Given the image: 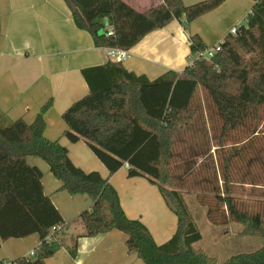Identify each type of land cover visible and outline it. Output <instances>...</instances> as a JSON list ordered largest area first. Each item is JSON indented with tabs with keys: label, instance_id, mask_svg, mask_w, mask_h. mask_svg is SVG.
<instances>
[{
	"label": "trees",
	"instance_id": "16d2710c",
	"mask_svg": "<svg viewBox=\"0 0 264 264\" xmlns=\"http://www.w3.org/2000/svg\"><path fill=\"white\" fill-rule=\"evenodd\" d=\"M65 1L75 24L92 35L96 46L129 50L170 21L187 26L225 0L191 5L163 0L145 12L123 0ZM253 1L245 23L218 45L211 59L197 58L181 72L149 80L112 60L83 68L89 92L62 114L64 135L71 142L84 140L109 176L127 163L130 177L145 176L159 187L178 217L176 232L163 244L140 220L128 218L109 177L83 170L59 139L45 135L51 99L32 123L7 121L0 113V247L4 240L32 234L40 240L34 256H19L14 264H47L63 246L75 256L78 237L112 230L126 233L128 250L144 264H264V245L225 261L195 248L202 234L183 194L198 192L212 224L236 222L245 234L264 238V0ZM101 28L105 34L99 36ZM189 43L192 54L208 49L196 33ZM200 89L208 96L205 106ZM213 138L217 145L211 150ZM29 156L47 162L62 182L60 189L93 200L77 217L84 231L71 245L59 233L66 221L44 191L43 172L28 162Z\"/></svg>",
	"mask_w": 264,
	"mask_h": 264
},
{
	"label": "crops",
	"instance_id": "0c3cea01",
	"mask_svg": "<svg viewBox=\"0 0 264 264\" xmlns=\"http://www.w3.org/2000/svg\"><path fill=\"white\" fill-rule=\"evenodd\" d=\"M140 12L148 11L163 0H123ZM201 0H182L191 5ZM253 0H225L216 9L194 19L187 26L178 20L146 34L128 50L123 66L155 80L167 71L181 72L189 64L190 34H199L208 48L220 45L233 29L243 24ZM105 47H98L92 35L79 28L65 0H0V114L7 121L23 118L32 123L50 99L51 108L44 114L45 135L59 139L69 156L83 170L99 171L116 189L121 206L130 219L140 220L157 244L168 241L176 232L178 217L170 208L159 187L145 176L128 175L123 165L109 176L108 168L84 141L71 142L64 132L63 112L89 92L82 69L110 61ZM113 61V60H112ZM116 62V61H115ZM56 119V120H55ZM28 162L42 172L44 191L61 212L66 225L59 227L68 245L84 231L78 215L93 205L87 194L71 195L60 189L62 182L49 165L37 156ZM127 235L120 230L77 239V253L61 247L46 259L47 264H144L128 250ZM38 234L2 241V264H14L19 256H30L39 245Z\"/></svg>",
	"mask_w": 264,
	"mask_h": 264
},
{
	"label": "rangeland",
	"instance_id": "374dc122",
	"mask_svg": "<svg viewBox=\"0 0 264 264\" xmlns=\"http://www.w3.org/2000/svg\"><path fill=\"white\" fill-rule=\"evenodd\" d=\"M197 55V53L191 54V57L195 59ZM207 98V93L200 89L199 100L203 102V106L206 105ZM56 118L61 122L64 121L62 115L60 118L58 116ZM204 128L208 129L209 127ZM217 131L214 130L212 133L216 134ZM211 141V147L208 145L207 148L214 150L217 142L215 138ZM199 159L200 157L197 158L198 161ZM183 194L197 228L202 234V238L194 243L195 248L203 249L207 254L216 257L219 261H225L231 256L252 252L264 245L263 237L245 234L243 226L239 223L230 222L225 226L212 224L207 218V207L198 199V192L195 189L183 192Z\"/></svg>",
	"mask_w": 264,
	"mask_h": 264
},
{
	"label": "built area",
	"instance_id": "2783aa9c",
	"mask_svg": "<svg viewBox=\"0 0 264 264\" xmlns=\"http://www.w3.org/2000/svg\"><path fill=\"white\" fill-rule=\"evenodd\" d=\"M232 33L233 34L236 33V28L233 29ZM107 34L108 35H112L113 34V28L112 27L108 28ZM106 49H107V54H108L109 58L111 60H113V61L124 62L129 57L128 49H123V48H118V47H108ZM217 49H218V46L210 48V49H207L206 51H203V52H199V53H197L198 54L197 58L211 59L214 56V54L217 51ZM197 58H195V59H197ZM195 59H193L191 57V55H190V59H189V64L188 65L192 66ZM35 252H36V249L32 250L31 255L34 256Z\"/></svg>",
	"mask_w": 264,
	"mask_h": 264
},
{
	"label": "water",
	"instance_id": "95a60500",
	"mask_svg": "<svg viewBox=\"0 0 264 264\" xmlns=\"http://www.w3.org/2000/svg\"><path fill=\"white\" fill-rule=\"evenodd\" d=\"M105 34V29L104 28H101L99 31H98V35L101 36Z\"/></svg>",
	"mask_w": 264,
	"mask_h": 264
}]
</instances>
